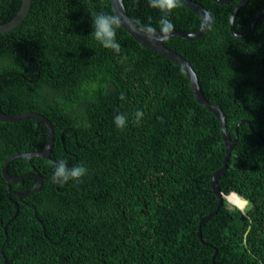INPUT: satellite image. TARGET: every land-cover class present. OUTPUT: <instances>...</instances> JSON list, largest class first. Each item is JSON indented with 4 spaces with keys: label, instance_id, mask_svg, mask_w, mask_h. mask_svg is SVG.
Returning a JSON list of instances; mask_svg holds the SVG:
<instances>
[{
    "label": "trees",
    "instance_id": "16d2710c",
    "mask_svg": "<svg viewBox=\"0 0 264 264\" xmlns=\"http://www.w3.org/2000/svg\"><path fill=\"white\" fill-rule=\"evenodd\" d=\"M21 1L0 0V24L14 18ZM194 1L212 17L207 31L164 44L191 64L204 97L224 112L227 133L234 138L237 127L238 135L218 180L233 204L224 198L202 223L206 244L197 231L218 205L211 177L223 165L225 144L184 67L137 43L120 24V52L102 47L91 19L113 14L110 0H32L22 24L0 34V111L44 115L54 143L49 158L8 164L11 176H24L11 185L18 212L10 221L16 207L6 196L3 164L42 150L47 130L32 118L0 121V264H264V13L236 38L229 19L240 0ZM123 3L138 26L159 31L164 13L148 0ZM263 9L264 0H249L236 13L235 30L244 32ZM168 18L174 30L202 24L181 0ZM117 113L128 118L123 129L114 124ZM58 159L82 164L86 175L54 183ZM37 174L40 189L18 200L38 186Z\"/></svg>",
    "mask_w": 264,
    "mask_h": 264
},
{
    "label": "water",
    "instance_id": "95a60500",
    "mask_svg": "<svg viewBox=\"0 0 264 264\" xmlns=\"http://www.w3.org/2000/svg\"><path fill=\"white\" fill-rule=\"evenodd\" d=\"M182 3L192 12L196 13L202 18V24L199 29L195 31H180V30H173L169 37L172 36H178L181 38L185 39H195L198 37H201L209 28V26L212 23V17L209 14V12L198 2L194 0H181ZM216 3L222 4V3H227L230 2L231 0H213ZM249 0H240L237 5L233 8L230 19H229V26H230V31L233 36L236 38H244L246 37L254 28L255 23L257 18L264 13V9L259 12L251 21L249 27L244 31V32H238L235 30L234 27V19L236 16V13L240 8H242L244 5L248 3ZM32 5V0H22L21 1V6L17 14L14 16L13 19H11L9 22L0 24V34L2 33H7L10 32L11 30L15 29L19 25L22 24V22L26 19L28 16V13L30 11ZM110 5L113 11V14L119 18V24L120 26L140 45L151 49L152 51L168 58L171 59L177 63H179L184 69L186 70L190 82V88L191 91L193 92L196 101L206 107L211 113H213L216 118L220 122V127H221V133H222V138L225 144V156H224V161L223 165L216 170L211 177V185H212V190L213 193L217 196L218 198V205L216 209L211 213L210 215H207L203 219L200 220L198 231H197V237L198 239L205 245L206 243L202 240V233H201V225L205 220L210 219L213 215H215L218 210L220 209V206L223 202V199L226 198L228 200V196H225L221 191L218 186V180L222 176V174L226 171L227 169V162L230 157L231 151L233 146L235 145L238 135H237V127H236V134L234 138H231L230 135L227 133V125H226V116L224 112L222 111L221 107L217 104H211L205 97L204 94L200 88V85L198 83V77L196 72L194 71L193 67L191 64L181 55L176 53L175 51L171 50L168 48L165 44L164 41L167 39H164L163 41H160L154 36H149L147 35L144 31H142V27L138 26L128 15L126 12V9L124 7L123 0H110ZM158 32V31H157ZM36 119L40 122H42L47 130V142L45 144V147L40 150V151H35V152H28V153H21V154H16L8 157L2 167V173L4 177L7 180L8 184V189L6 191V196L11 200L12 203H14L16 207V212L13 215V217L10 219L13 220L18 212V203L17 200L11 198L12 190H11V185L16 183L17 181L21 180L24 176H19V177H14L11 176L8 173V164L19 157H24L31 159L33 157H44V158H49L50 157V151L52 149L53 143H54V131L52 128V125L50 124L49 120L42 114L36 113V112H27V113H22V114H17V115H6L0 111V121L4 122H15V121H21L25 119ZM28 176V175H25ZM34 177L37 178L38 180V186L34 188L33 190L19 193L18 200H21L23 196L32 194L35 191H38L40 187L42 186V177L40 175H34ZM244 218V215L242 216ZM8 221L6 223V226L9 224ZM6 226L4 229H6ZM4 264H7V260H4Z\"/></svg>",
    "mask_w": 264,
    "mask_h": 264
},
{
    "label": "clouds",
    "instance_id": "9594fccd",
    "mask_svg": "<svg viewBox=\"0 0 264 264\" xmlns=\"http://www.w3.org/2000/svg\"><path fill=\"white\" fill-rule=\"evenodd\" d=\"M151 8L157 9L164 13L159 20V31L151 25L144 26V31L149 36H154L160 41H163L173 32L175 25L168 18L170 11L179 6L180 0H148ZM92 35L95 40L105 49H110L114 53H119L121 50L120 43L117 42V28L119 26V18L113 14H106L103 12L96 13L91 19ZM120 99H124L123 94ZM137 120L142 118L143 113L137 111L135 113ZM128 123V118L123 113H117L114 116V124L117 128L123 129ZM53 172L51 180L54 183L63 185L70 180H79L87 173V168L82 164L76 163L71 167L68 161L58 159L52 163Z\"/></svg>",
    "mask_w": 264,
    "mask_h": 264
},
{
    "label": "rangeland",
    "instance_id": "374dc122",
    "mask_svg": "<svg viewBox=\"0 0 264 264\" xmlns=\"http://www.w3.org/2000/svg\"><path fill=\"white\" fill-rule=\"evenodd\" d=\"M228 201L230 202V203H232L229 199H228ZM233 204V203H232ZM235 205V204H234ZM236 206V205H235ZM245 206H246V204H245ZM237 207V206H236ZM239 208V207H238ZM239 209H241V208H239ZM241 210H244V208H242Z\"/></svg>",
    "mask_w": 264,
    "mask_h": 264
}]
</instances>
